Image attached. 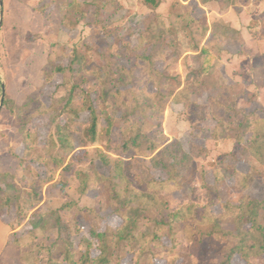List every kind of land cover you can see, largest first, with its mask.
<instances>
[{"label":"trees","instance_id":"16d2710c","mask_svg":"<svg viewBox=\"0 0 264 264\" xmlns=\"http://www.w3.org/2000/svg\"><path fill=\"white\" fill-rule=\"evenodd\" d=\"M200 1L207 3L212 0ZM162 2L141 0V6L148 13L145 17L138 16L141 18L138 34L132 26L122 32L124 20L129 17L128 14L119 16L127 6L124 0H48L46 4L57 5L62 25L71 32H77L78 40L62 45L63 56L69 64L54 65L53 61L46 74L48 82L55 74H64L65 80L59 85L61 95H54L49 107L42 103L37 105L21 122L24 150L20 164L27 176L30 173L32 187L22 189L10 181L14 175L0 173V194L4 197L0 199V220L9 226L12 242L19 247L23 246L22 237L27 235L19 228L25 221L30 225L27 231L30 235L56 232L53 247L60 257L52 255L47 264H120L122 248L127 245L132 247L135 264L143 261L155 264L158 260L164 264H180L181 261L185 264L177 235L179 224L189 215L197 221L198 238L221 254L220 264H231L235 256L246 260L253 256L264 257V198L243 194L237 205L225 203L220 212L204 211L198 216L193 205L185 204L178 210H172L163 194L167 188L184 193L193 178L192 157L180 141L161 147L143 131L142 119L148 115H162L172 96L185 106L194 103L201 109L199 118L206 121L196 132L200 133L198 137L218 140L226 135L237 143H245L250 153L264 166V106L260 108V114L237 110L235 116L241 118L236 125H231V113L221 104L231 86H220L216 95L211 93L205 75L215 67L216 57L202 43L208 33L240 39L241 30L217 21L209 27L195 18L186 6L176 11L177 5H184L179 1L164 16L159 11ZM88 20L91 22V36L97 39L100 62H87L83 58L82 46L87 41L82 39L80 25ZM179 31L185 32L194 44L198 63V67L186 77L188 84L184 92L179 89V79L157 67V62L169 59L171 48L175 46L174 37ZM84 71L92 76L90 81L84 77L72 79V74L81 77ZM170 86H176L178 90H169ZM250 87L245 89L247 99ZM203 96H207L206 103L210 108L207 119L203 104L199 103ZM119 112L121 117L117 118ZM61 115L67 116L63 123L58 122ZM84 116L88 120L84 135L90 142L97 141L99 121L103 116L106 135L110 136L118 128L122 135V152H131L127 159H107L101 166L94 162L89 171H77L79 192L86 195L104 183L109 206L122 220L116 228L107 226L100 230L94 209H80L79 213L88 226L86 233L81 226L72 227L59 210L43 212L40 208H33L40 203L43 188L55 181L62 170L71 167L72 163L67 164V157L76 149L73 133L77 121ZM102 167H106L108 173ZM216 174L217 180L221 175ZM259 175H264V172L255 167L247 172L237 168L233 171L236 182L243 183L245 188ZM13 201L15 212L11 211ZM26 206L33 209H26ZM68 208L69 203L62 207ZM228 217L235 223L234 230L221 225ZM167 240L171 241L170 244H166ZM83 244L85 248H82Z\"/></svg>","mask_w":264,"mask_h":264},{"label":"rangeland","instance_id":"374dc122","mask_svg":"<svg viewBox=\"0 0 264 264\" xmlns=\"http://www.w3.org/2000/svg\"><path fill=\"white\" fill-rule=\"evenodd\" d=\"M124 1L127 6L120 11L119 16L128 14L129 17L124 20L122 32L132 26V30L138 34L141 30V18L138 16L145 17L148 11L141 6V0ZM176 1L184 4L183 7L177 5L176 11L186 6L195 18L209 27L217 21L241 30L240 39L211 33L206 35L202 45L215 55L216 63L210 74L205 75V80L214 95L220 91V86H231V90L223 96L225 101L221 103L227 112L231 113V125H236L241 118L235 116L237 110H244L246 114H260V108L264 106V0H212L207 3L200 0H163L159 11L167 16ZM47 2L48 0H3L2 6L0 5V19L3 11L0 30V173L14 175L15 178H10V181L22 189H31L32 177L29 172L28 176L26 175L20 164L24 150L21 122L37 105L42 103L49 107L53 96L60 94L59 85L65 80L64 74H55L51 82L46 80V74L53 61L56 63L54 65L69 64L63 56L62 45L78 40L77 32H71L62 25L57 5H46ZM131 17L135 18L134 21H130ZM121 20L120 18L119 24ZM80 29L82 39L86 38L87 41L86 44L84 42L85 47L84 44L82 46L83 58L87 62H100L97 39L91 36L93 33L90 20L81 23ZM122 32L120 29L121 34ZM174 41L175 46L171 48L169 59L157 62V67L179 79V89L184 92L188 84V73L198 67L194 56L197 51L183 31L178 32ZM71 76L73 80H81L82 77L89 81L92 79L85 71L81 77L74 74ZM3 84L5 97L2 101ZM176 86H170L169 90L177 91ZM249 86L251 91L248 92L247 99L245 89ZM125 88L127 87L123 89ZM206 100L207 96H203L199 103L203 104L207 119L210 117V108ZM200 110L194 103L185 106L172 96L162 115H148L141 120L143 131L150 134L161 147L180 141L192 157L193 178L184 193L172 188L163 192L171 209L178 210L185 204L193 205L199 216L204 211L220 212L225 203L237 205L243 194L258 199L264 198V175L257 176L246 188L233 177L236 168L247 172L251 167H255L264 172V166L250 153L245 143H237L235 139L225 137L226 135H222L224 138L218 140L198 137L200 133L196 132L206 123L199 118ZM120 117L119 112L117 118ZM66 119L67 116L61 115L58 122L63 123ZM87 124L85 116L76 123L73 133L76 149L67 157V164L72 163L71 167L62 170L55 181L43 188L40 203L33 207L40 208L43 212L59 210L72 227L81 226L84 233L87 232L88 226L79 213L80 209H94V218L100 230L107 226L116 228L122 220L113 214L109 206L108 190L104 183L86 195L79 192L80 180L77 171H89L94 162L101 166L107 159H127L131 155V152L124 154L121 150L122 135L118 128H115L110 136L106 135V121L103 116L99 121L96 142H90L84 135ZM74 154L77 156H73ZM33 165L39 167L37 163ZM103 170L108 173L106 167ZM216 173L221 175L217 180ZM208 184L214 187L210 188ZM15 192L19 193L17 190ZM2 197L0 194V199ZM68 203L70 208L62 209ZM12 204L11 211L15 212V201ZM25 208L33 209L28 206ZM221 225L228 230L235 229V223L230 217L225 218ZM15 226L18 228V225ZM196 227L197 221L193 220L192 215L179 224L177 237L185 255V264H220L221 254L213 250L206 241L198 238ZM19 228L27 235L22 237L23 246L20 247L19 258L15 264H47L52 255L60 257V253L53 247L56 232H37L30 235L27 232L30 230L27 221ZM79 240L78 236L77 246ZM170 242L167 240L166 244ZM82 248H85L84 244ZM131 250L130 245L122 248L120 264H135ZM138 264L147 263L143 261ZM155 264L164 262L158 260ZM231 264H264V257L253 256L246 260L235 256Z\"/></svg>","mask_w":264,"mask_h":264},{"label":"crops","instance_id":"0c3cea01","mask_svg":"<svg viewBox=\"0 0 264 264\" xmlns=\"http://www.w3.org/2000/svg\"><path fill=\"white\" fill-rule=\"evenodd\" d=\"M11 230L0 220V264H15L19 258L20 247L11 239Z\"/></svg>","mask_w":264,"mask_h":264},{"label":"water","instance_id":"95a60500","mask_svg":"<svg viewBox=\"0 0 264 264\" xmlns=\"http://www.w3.org/2000/svg\"><path fill=\"white\" fill-rule=\"evenodd\" d=\"M3 4V0H0V5L2 6ZM3 11L1 12V19H0V30H1V27H2V24H3ZM2 89H3V96H2V101L4 100V97H5V85L3 84L2 85Z\"/></svg>","mask_w":264,"mask_h":264}]
</instances>
